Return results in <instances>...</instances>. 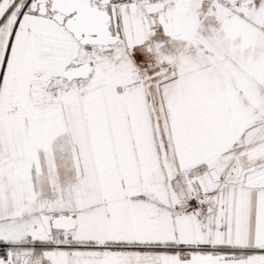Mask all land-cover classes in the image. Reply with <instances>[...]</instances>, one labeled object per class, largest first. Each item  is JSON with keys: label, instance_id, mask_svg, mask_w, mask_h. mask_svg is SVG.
<instances>
[{"label": "snow or ice", "instance_id": "1", "mask_svg": "<svg viewBox=\"0 0 264 264\" xmlns=\"http://www.w3.org/2000/svg\"><path fill=\"white\" fill-rule=\"evenodd\" d=\"M0 264H264V0H0Z\"/></svg>", "mask_w": 264, "mask_h": 264}]
</instances>
